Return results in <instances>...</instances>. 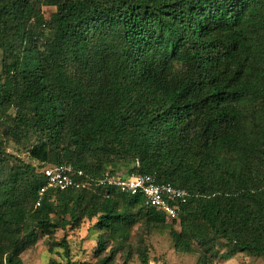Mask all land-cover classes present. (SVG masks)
<instances>
[{
    "label": "trees",
    "instance_id": "trees-1",
    "mask_svg": "<svg viewBox=\"0 0 264 264\" xmlns=\"http://www.w3.org/2000/svg\"><path fill=\"white\" fill-rule=\"evenodd\" d=\"M0 53V264L92 220L98 264L138 223L200 249L196 264L264 261V0H0ZM62 164L90 183L156 174L190 198L171 222L112 189L49 190L35 208L41 170ZM54 248L69 259L65 238Z\"/></svg>",
    "mask_w": 264,
    "mask_h": 264
},
{
    "label": "rangeland",
    "instance_id": "rangeland-1",
    "mask_svg": "<svg viewBox=\"0 0 264 264\" xmlns=\"http://www.w3.org/2000/svg\"><path fill=\"white\" fill-rule=\"evenodd\" d=\"M43 12L45 19L48 20L50 15L55 12V9L44 8ZM34 143H36V140H33L31 144ZM27 149H29L28 145L21 146L12 140L6 142V152L8 154L12 155L13 158L37 167V163L32 162L28 158ZM123 171L119 174H125ZM94 223L95 220L84 221L80 228L75 230H70L69 228L65 230L57 229L52 240L45 236H40L34 246L22 253V264H47L51 260L57 261L58 264H98L99 258L94 253L97 247L98 232L93 226ZM168 224L170 225L171 223ZM174 228L179 229L177 224L174 225ZM62 238H65L69 245V259L63 256L61 248H54L53 252H49L51 241L59 243ZM114 245V242H111L109 244L110 247L100 257H111ZM200 251V249L196 248L195 253L192 254L176 252L167 230L161 227L151 228L144 226L143 223H138L128 233L125 246L114 253L111 263L142 264V255H145L147 264H196ZM218 252L220 258H216L213 264H264V261L259 257L234 253L227 258L228 252L226 250L220 249Z\"/></svg>",
    "mask_w": 264,
    "mask_h": 264
},
{
    "label": "built area",
    "instance_id": "built-area-1",
    "mask_svg": "<svg viewBox=\"0 0 264 264\" xmlns=\"http://www.w3.org/2000/svg\"><path fill=\"white\" fill-rule=\"evenodd\" d=\"M136 163V167H138ZM46 180L45 186L39 191V206L41 197L49 190L65 192L69 190L112 189L129 196H140L147 209L162 212L167 221L178 220L183 213L190 194L186 190L178 189L170 184L158 181L156 174H110L106 173L99 179L92 180L82 170L69 164L46 167L41 170Z\"/></svg>",
    "mask_w": 264,
    "mask_h": 264
}]
</instances>
